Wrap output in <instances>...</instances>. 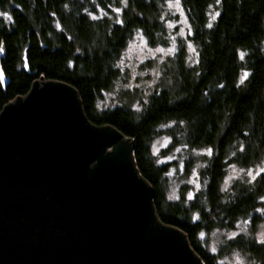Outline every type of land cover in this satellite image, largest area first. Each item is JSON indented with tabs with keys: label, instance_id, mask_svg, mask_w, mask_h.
I'll return each instance as SVG.
<instances>
[{
	"label": "trees",
	"instance_id": "trees-1",
	"mask_svg": "<svg viewBox=\"0 0 264 264\" xmlns=\"http://www.w3.org/2000/svg\"><path fill=\"white\" fill-rule=\"evenodd\" d=\"M119 1L0 0V112L27 95L36 80L70 83L92 123L114 125L133 139L134 163L153 190L158 218L186 234L203 264L223 263L200 232L230 229L247 217L250 235L229 240L228 246L264 264V242L251 235L264 205V171L223 187L231 164L252 167L264 155V0H182L198 61L189 64L179 48L165 65L169 83L139 108L117 103L102 109L98 99L119 77L117 63L133 33L141 29L151 44L165 43V0H125L119 20L90 16ZM163 132L171 146L210 150L204 158L187 159L202 164V184L192 197L185 187L177 199L168 197V165L152 150Z\"/></svg>",
	"mask_w": 264,
	"mask_h": 264
},
{
	"label": "water",
	"instance_id": "water-1",
	"mask_svg": "<svg viewBox=\"0 0 264 264\" xmlns=\"http://www.w3.org/2000/svg\"><path fill=\"white\" fill-rule=\"evenodd\" d=\"M4 85L8 80L3 76ZM134 141L41 78L0 112V264H203L157 216Z\"/></svg>",
	"mask_w": 264,
	"mask_h": 264
},
{
	"label": "rangeland",
	"instance_id": "rangeland-1",
	"mask_svg": "<svg viewBox=\"0 0 264 264\" xmlns=\"http://www.w3.org/2000/svg\"><path fill=\"white\" fill-rule=\"evenodd\" d=\"M121 1V2H120ZM112 4L110 9L98 8L97 12L90 13L91 17H115L121 18L125 0ZM119 4V5H118ZM162 21L164 24L165 43L151 44L141 29H137L127 41L118 60L119 77L111 88L105 90L98 99L99 108H109L117 103L130 104L139 108L143 99L157 89L161 84L169 83L170 78L165 76V65L172 63L179 48L185 50L189 64L198 61V48L191 39V26L182 0H165L163 3ZM140 105V106H139ZM171 137L163 132L152 144L153 153L158 160L167 163L166 182L169 198L177 199L182 188L185 187L188 197L201 187L200 162L191 164L187 159L193 154L202 156L210 153L207 148L190 149L184 143L171 146ZM193 158L196 160V157ZM204 163V159H200ZM190 165V168L187 166ZM264 171V155L259 163L252 167H239L231 164L226 171L223 180L224 189L240 178L254 179ZM259 213V215H258ZM258 221L254 225L253 235L258 242H264V205L257 210ZM251 217L240 218L235 227L230 229H215L209 232L201 231L200 236L207 238L210 251L216 253L223 264H256L255 260L245 252L228 246L229 240L240 235H250ZM190 245V244H189Z\"/></svg>",
	"mask_w": 264,
	"mask_h": 264
}]
</instances>
